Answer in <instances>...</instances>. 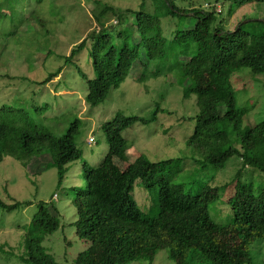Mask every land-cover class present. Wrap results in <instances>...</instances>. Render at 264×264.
Segmentation results:
<instances>
[{"label": "trees", "instance_id": "1", "mask_svg": "<svg viewBox=\"0 0 264 264\" xmlns=\"http://www.w3.org/2000/svg\"><path fill=\"white\" fill-rule=\"evenodd\" d=\"M165 2L171 15L196 19L189 34L191 36L180 35L176 31L177 36L165 37L160 18L145 13L141 3L138 11L131 12L137 40L132 43L129 40L131 35L120 31L117 36L124 37L125 41L117 47L104 21L96 18L99 28L77 46L82 49L86 42H90L89 54L95 71V77L87 80L85 101L90 107L102 103L109 91L125 80L135 60L140 61L143 69H148V61L156 60L159 64L156 70L142 73L139 81L179 70L180 82L182 79L190 82L183 97L195 96L198 108L193 117V133L187 139V146L192 152L190 162L197 170L196 176L183 175V171L188 169L187 159L150 161L140 154L124 167L103 199L94 192L93 169L84 163L86 185L72 187L70 191L76 213L73 223L75 233L88 243V247L71 264H129L138 259L151 264L158 247L155 234L159 233L169 235L181 248L191 251L185 264L190 257L203 264H254L251 254L253 245L257 241L264 242V185L255 188L252 182L243 181L246 167L259 162L257 153L264 140V119L253 126L243 125L249 108L237 107L231 83L233 74L244 68L253 75H264V21H255V24L246 22L232 31H224L216 25L215 10L200 12L192 7L179 9L169 0ZM215 2L229 3L235 8L264 0ZM3 6L0 4V13ZM26 9L22 1L15 0L9 10L13 19L21 12L18 19L22 20ZM119 24L118 19L115 26ZM186 45L192 47L190 52ZM140 48L146 54L143 62L139 57ZM60 72L50 73L42 83L58 77ZM209 76L211 86L196 87L201 79H208ZM83 77L86 79L85 75ZM0 110L8 114L17 112L16 116L21 113L13 108L2 107ZM162 111L157 106L148 119L117 112L110 121L102 124L109 154L120 158L126 147L122 132L135 123L148 125L156 121ZM77 123L75 120L61 136H54L48 128L32 124L28 117L11 121L0 114V163L4 157L10 156L26 166L35 157L47 154L51 158V166L56 170L59 188L69 171V165L81 159V153L74 143ZM232 157L239 158L242 163L233 182L213 185L211 179L206 177L208 169L223 167ZM259 169L264 173V164ZM135 184L143 194L156 193L152 213L137 205L133 194ZM230 185H234L226 200L231 213L230 221L239 225L242 231L238 253L220 249L221 226L209 214L210 203L218 198L221 189H227ZM19 204H7L0 198V208L7 211L15 210ZM23 205L29 206L31 202H24ZM60 218L59 210L51 203L37 202V212L24 235L25 263L61 264L42 246L43 238L60 227ZM4 249L5 245L0 244V252Z\"/></svg>", "mask_w": 264, "mask_h": 264}, {"label": "rangeland", "instance_id": "2", "mask_svg": "<svg viewBox=\"0 0 264 264\" xmlns=\"http://www.w3.org/2000/svg\"><path fill=\"white\" fill-rule=\"evenodd\" d=\"M4 1L0 0V4H4L0 13V108H13L21 113L16 116L17 112L8 114L0 110V114L11 121L28 117L32 124L48 128L54 136H61L77 120L74 143L81 159L69 165L63 184L57 188L56 170L51 166L49 155L35 157L26 166L10 156L3 158L0 163V198L7 204H20L13 211L0 208V244L5 245L0 252V264H27L23 261L24 235L37 212L38 201L47 205L51 203L61 217L60 227L43 238L42 246L58 263L71 264L88 247V243L75 233L73 223L76 213L70 191L72 187L86 185L84 163L93 169L94 192L103 199L124 167L140 154L150 161L187 159L188 169L183 171V175L192 177L197 173L191 166L192 152L187 146V139L193 133V117L198 108L195 96L183 97L190 82L184 79L180 82V71L139 81L142 73L156 70L159 64L156 60L148 61V69H143L140 61L135 60L125 80L111 89L102 103L90 107L85 101L87 80L95 77L89 54L90 42H86L82 49L77 46L99 28L100 24L96 22L99 17L117 47L125 41L124 37L117 36L120 31L131 35L129 40L135 43L138 35L135 34L131 12L138 11L141 3L145 13L160 18L163 35L167 38L177 36L176 31L180 35H189L196 19L189 14L188 17L171 15L165 0H19L27 7L23 19L19 20L18 16L22 13L19 12L13 19L9 10L15 0ZM169 1L179 9L215 10L216 25L224 31H232L246 22L255 24V21H264V2L232 8L229 3H216L215 0ZM118 19L120 24L115 26ZM186 47L190 52L192 47ZM139 57L141 62L146 60L143 48L139 50ZM57 70H61L58 77L42 83ZM208 79H201L196 87L211 86L212 79L210 76ZM231 83L237 107L249 108L243 125L253 126L262 121L264 75H253L244 68L233 74ZM157 106L163 110L157 115V120L148 125L135 123L123 131L122 137L126 142L123 155L120 158L110 155L102 124L110 121L117 112L148 119ZM90 137L94 138V142L88 144ZM261 144L257 153L258 165L247 166L243 175V181L252 182L255 188L264 185V173L259 169L264 164V140ZM241 167V160L232 157L223 167L209 168L206 177L215 186L230 184ZM232 190L234 185L221 189L218 198L210 203L209 214L221 226L220 249L238 253L242 231L239 225L230 221L231 213L226 203ZM133 194L137 205L152 213L156 193L148 195L144 192L145 196L135 184ZM28 201L31 205H23ZM155 242L157 254L151 264H185L187 255L191 254L189 249L181 248L165 233L155 234ZM251 254L254 264H264V242L257 241ZM129 264L147 262L138 259ZM186 264L203 263L190 257Z\"/></svg>", "mask_w": 264, "mask_h": 264}, {"label": "built area", "instance_id": "3", "mask_svg": "<svg viewBox=\"0 0 264 264\" xmlns=\"http://www.w3.org/2000/svg\"><path fill=\"white\" fill-rule=\"evenodd\" d=\"M93 142H94V138H93V137L88 138V140H87V143H88V144H91V143H93Z\"/></svg>", "mask_w": 264, "mask_h": 264}]
</instances>
